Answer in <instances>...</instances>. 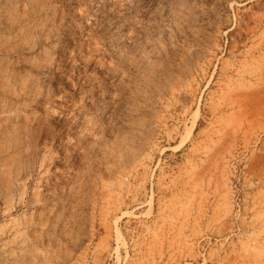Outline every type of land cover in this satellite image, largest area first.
<instances>
[{
    "label": "rangeland",
    "instance_id": "rangeland-1",
    "mask_svg": "<svg viewBox=\"0 0 264 264\" xmlns=\"http://www.w3.org/2000/svg\"><path fill=\"white\" fill-rule=\"evenodd\" d=\"M0 264H264V0H0Z\"/></svg>",
    "mask_w": 264,
    "mask_h": 264
}]
</instances>
